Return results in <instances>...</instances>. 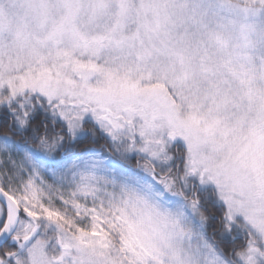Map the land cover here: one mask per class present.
Masks as SVG:
<instances>
[{"label":"snow or ice","instance_id":"obj_1","mask_svg":"<svg viewBox=\"0 0 264 264\" xmlns=\"http://www.w3.org/2000/svg\"><path fill=\"white\" fill-rule=\"evenodd\" d=\"M262 25L264 0L0 2V264H264Z\"/></svg>","mask_w":264,"mask_h":264},{"label":"clouds","instance_id":"obj_2","mask_svg":"<svg viewBox=\"0 0 264 264\" xmlns=\"http://www.w3.org/2000/svg\"><path fill=\"white\" fill-rule=\"evenodd\" d=\"M0 2H6V0H0ZM181 2H182V0H181ZM217 12H218L217 16H213V15H212V11H211V10L209 11V23H210V26H213V27H214L215 24H216V22H217V19H218L219 17H222V16H225V15H226V13H224V12H220V11H218V10H217ZM262 27H264V25H262ZM4 37H5V39L8 38L7 33L4 34ZM256 68H257L258 70H259V68H260L259 61L256 62ZM224 79H229V77L225 76ZM258 86H259L260 88L264 89V82H259V85H258ZM232 87H233V88H236L237 85H236L235 83H233V84H232Z\"/></svg>","mask_w":264,"mask_h":264},{"label":"trees","instance_id":"obj_3","mask_svg":"<svg viewBox=\"0 0 264 264\" xmlns=\"http://www.w3.org/2000/svg\"><path fill=\"white\" fill-rule=\"evenodd\" d=\"M0 135H2V133H0Z\"/></svg>","mask_w":264,"mask_h":264}]
</instances>
